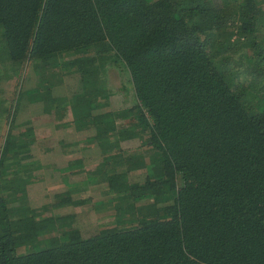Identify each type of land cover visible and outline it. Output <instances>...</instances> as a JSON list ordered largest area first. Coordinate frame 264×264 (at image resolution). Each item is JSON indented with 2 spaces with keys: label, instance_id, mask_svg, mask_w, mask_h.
Here are the masks:
<instances>
[{
  "label": "trees",
  "instance_id": "1",
  "mask_svg": "<svg viewBox=\"0 0 264 264\" xmlns=\"http://www.w3.org/2000/svg\"><path fill=\"white\" fill-rule=\"evenodd\" d=\"M25 60L42 75L48 65L75 68L81 92L62 103L69 124L90 128L86 141L103 151L139 137L158 177L129 193L169 199L134 224L86 238L71 229L18 253L51 219L29 205L31 176L20 170L32 128L14 134L16 99L0 102V264H264V0H0V62L17 75ZM102 61L127 70L130 107L95 111L110 92ZM118 164L102 160L106 178ZM55 196L53 206L69 203Z\"/></svg>",
  "mask_w": 264,
  "mask_h": 264
},
{
  "label": "rangeland",
  "instance_id": "2",
  "mask_svg": "<svg viewBox=\"0 0 264 264\" xmlns=\"http://www.w3.org/2000/svg\"><path fill=\"white\" fill-rule=\"evenodd\" d=\"M70 59V56H65L56 59V62L65 63ZM103 63L100 65L99 76L104 81L105 89L110 92L105 98L108 103L96 108L95 111H117L130 107L135 98L127 70L121 63H116V65ZM37 68L31 60H25L20 74L13 75L12 66L9 63L0 62V72L6 71L10 74L9 79L4 78L0 81V102L6 103H3V106H10L16 99L15 114L10 130L17 134L25 126H29L32 128L33 136L46 137V140L33 144V150L52 149L56 140H59L65 144L62 147L70 153L67 154V158L73 161L68 169L56 171L53 167L41 166V162L35 161V157H40L38 154L33 156L31 154L23 160L27 167L20 170L23 172L25 170V174L31 176V185H26L28 203L38 210V216L51 219L48 223L51 229L42 232L39 230L38 242L20 246L17 252L50 246L49 243L52 240L64 237L71 229L77 230L80 237L86 238L98 233L100 228L110 227L117 223L134 224L141 218H150L148 216L150 210L153 207L164 206L165 201L169 199V194L162 198L160 196L138 198V195H134V199L131 197V192L129 193V187L132 184L141 187L147 176L150 181L158 177L156 173L158 167L154 166L156 156L154 151L142 147L140 138L136 136L120 139L118 148L109 146L105 151L96 142H87V138L92 136V130L83 128L80 129L81 133L75 131L76 127L69 124L72 118L71 111L68 106L62 104L81 92L80 74L74 71L75 68L68 72L65 69L62 71L61 68L48 65L45 67V74L42 75L41 70ZM54 71L60 78L52 74ZM226 73L236 75L230 68ZM97 101L103 102L104 98L98 96ZM49 103L62 105L60 108H52V106L47 107ZM47 108L51 109L46 112ZM128 120L117 118V121H121L124 126L128 124ZM5 131L6 127L0 120V147ZM73 131L77 132L75 137ZM77 143L78 145H75ZM82 145L85 146L84 151H81ZM114 151L118 153L115 159L111 158L110 154ZM80 156L83 161L78 160ZM120 156H124L123 159L127 160L120 162L119 165ZM52 158L55 159L56 155ZM105 158L117 161V167L110 172L116 176L115 180L106 178L109 175L105 171L107 167L102 165V160ZM142 163L147 165H141ZM40 172L45 173L43 185L32 184L34 183L32 175H36L38 179ZM141 192L148 191L141 190ZM55 195L61 196V199H69V203L58 207L53 206V203L58 201ZM50 205L52 206L49 207Z\"/></svg>",
  "mask_w": 264,
  "mask_h": 264
},
{
  "label": "crops",
  "instance_id": "3",
  "mask_svg": "<svg viewBox=\"0 0 264 264\" xmlns=\"http://www.w3.org/2000/svg\"><path fill=\"white\" fill-rule=\"evenodd\" d=\"M48 122H50V121H48ZM72 127H74V126H72ZM75 131L80 132V129L76 128ZM76 133L73 131L74 137L76 136ZM81 137H80V139H82ZM42 138H44V139H42ZM45 138L46 137H43L42 135H41V137H35V135H34L33 136L32 143L29 144V149H30L29 152H30V154H32V156L34 154L40 155V157H35V161L41 162V166L53 167V169L56 170V171L57 170L60 171V170H62L64 168L65 169L66 168L68 169L69 168V165H71V161H73V159H71V158L68 159L67 158V156H68L67 154H70V153L67 152V149L66 148L62 147V146H65V144L59 142V140H56V138L52 137L54 140H56V144L51 147L52 149L45 148L42 151H40V150H33L32 149L33 148V144H35V143H37L39 141H44V140H46ZM83 140H84V138H83ZM75 145H78V143L75 144ZM84 148H85V146H83V148H81V151H84ZM41 154H43V155L41 156ZM53 155H56V158L55 159L52 158ZM78 160L83 161L82 156H80ZM37 165H38V163H37ZM44 174L45 173L40 172V175L38 176V179L36 178V175H34V176L32 175V177H33L32 181H34V183H32V184H35V185H37V184L43 185V179H45ZM30 183H31V181L28 184H30Z\"/></svg>",
  "mask_w": 264,
  "mask_h": 264
}]
</instances>
